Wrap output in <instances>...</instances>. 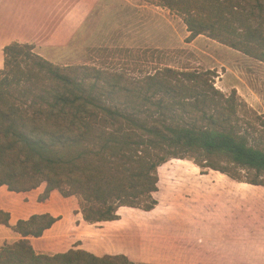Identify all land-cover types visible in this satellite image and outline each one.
I'll return each instance as SVG.
<instances>
[{"label":"trees","instance_id":"obj_1","mask_svg":"<svg viewBox=\"0 0 264 264\" xmlns=\"http://www.w3.org/2000/svg\"><path fill=\"white\" fill-rule=\"evenodd\" d=\"M179 16L190 38L206 36L264 64V0H149ZM0 70V187L26 193L44 186L76 197L89 224L114 222L119 209L152 211L158 168L190 159L201 169L264 187V138L239 125L236 91L215 88L210 71L165 67L142 79L88 65L54 64L30 44L3 49ZM249 124V128H251ZM60 218L33 214L0 225L22 238L4 242L0 264H133L124 253L84 249L37 253Z\"/></svg>","mask_w":264,"mask_h":264},{"label":"rangeland","instance_id":"obj_2","mask_svg":"<svg viewBox=\"0 0 264 264\" xmlns=\"http://www.w3.org/2000/svg\"><path fill=\"white\" fill-rule=\"evenodd\" d=\"M52 53L49 60L59 66H93L124 74L133 81L165 67L210 71L217 75L216 89L226 96L236 91L242 131L250 133L252 142L264 138V64L206 36L191 39L179 16L149 0H100L70 44ZM213 172L201 169L190 159L169 160L158 168L156 207L150 212L122 207L114 222L86 223L78 199L63 198L58 193L44 210L59 214V223L35 240V246L41 247L35 251L51 255L84 249L95 255L125 253L133 264H182L188 258L186 254L182 253L179 260L169 250L171 239L177 235L175 227L179 234H196L189 221H205L208 226L202 233L199 231L200 239L210 232L213 241L207 246L215 248L219 241L216 218L229 215L228 210H232L221 203L224 191L214 182ZM224 182L226 187L227 180ZM250 195L264 203V194ZM13 197L14 202H20ZM244 198L238 203L242 214L245 210L254 212L255 204ZM255 210L258 215L264 214V207ZM257 238V245L243 246L241 257L226 251L222 258L219 255L217 264H264L260 255L264 250L263 235L258 234ZM253 254L259 258H252Z\"/></svg>","mask_w":264,"mask_h":264},{"label":"crops","instance_id":"obj_3","mask_svg":"<svg viewBox=\"0 0 264 264\" xmlns=\"http://www.w3.org/2000/svg\"><path fill=\"white\" fill-rule=\"evenodd\" d=\"M99 4L100 0H0V70L4 63L3 49L13 42L33 45L37 54L51 62L48 57L53 54V50L65 49L74 38V33L81 23L86 21ZM213 173L216 176L213 177L214 182L220 184V188L224 191L222 196L225 197V201L221 203L223 205L226 203L227 207L232 210H228L229 215L216 218L215 234L219 241L215 248L207 246L213 241L210 232L204 236L205 239H200V234L208 226L205 221H189L193 229L197 231L196 234L194 231L179 234V228L175 227L177 235L171 239L169 250L179 260H181L182 253L186 254L188 258L183 259L182 264H217L219 255L222 258L226 251L229 254L235 255L236 253V256L241 257L243 246L250 247L258 244L256 243L259 239L258 234L263 235L261 240L264 239V214L258 215L255 210L257 207H264V203L262 200L258 201L256 197L253 199L248 197L252 193L264 194V187L234 183L219 172L214 171ZM226 180L227 184L224 187ZM43 189L44 186H41L31 192L14 193L9 192L6 187H0V209L10 214V225H14L20 219H28L33 214L50 213L44 210V206H47L58 192H51L46 202L38 203L37 197ZM13 196L20 199V202H14ZM242 196L246 197L243 200L255 204L254 212L245 210L242 214L238 205L242 201ZM50 214L55 217L59 215ZM58 223L56 222L46 232ZM43 237L44 235L41 238ZM21 238L10 228L0 225V248L4 242L15 243ZM30 240L35 250L36 248L41 250V247L34 244L37 238ZM42 248L44 249V246ZM260 255H263L264 260V250ZM252 258L258 259L259 255L253 254Z\"/></svg>","mask_w":264,"mask_h":264}]
</instances>
